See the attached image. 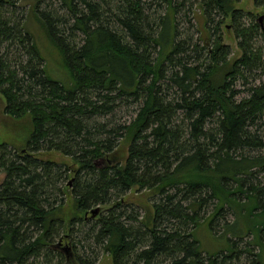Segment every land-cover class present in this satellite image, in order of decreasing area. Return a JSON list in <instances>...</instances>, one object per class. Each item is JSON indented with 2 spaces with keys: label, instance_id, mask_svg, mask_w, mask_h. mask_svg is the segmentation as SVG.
Segmentation results:
<instances>
[{
  "label": "trees",
  "instance_id": "16d2710c",
  "mask_svg": "<svg viewBox=\"0 0 264 264\" xmlns=\"http://www.w3.org/2000/svg\"><path fill=\"white\" fill-rule=\"evenodd\" d=\"M17 1L0 0V48L6 43L0 94L3 111L14 118L29 114L31 129L23 147L0 145V264H88L70 254L71 226L82 224L93 207L115 200L114 208L120 206L133 187L158 196L150 227H135L132 213L109 209L87 230L112 264H264L263 195L242 183L264 171V135L253 131L264 118V84L249 78L262 68L261 53L247 40L258 25L239 24L241 11L232 5L237 0L198 3L205 26L216 16L231 20L242 55L229 66L228 49L216 36L223 21L213 25L208 46L194 44L190 51L191 39L175 40L173 0H160L163 15L149 13L147 0H54L59 5L50 10L37 1L29 12L34 9L60 49L67 86L46 74L23 26L27 14L13 16L5 6ZM253 5L264 14V0ZM14 44L10 60L6 49ZM237 83L249 96L236 100ZM122 99L138 107L128 124L105 130L106 124L93 121L112 115ZM42 150L68 156L72 164L40 159ZM68 178L69 220L57 215L64 203L58 184ZM242 194L244 201L237 198ZM209 208L208 226L215 238L227 240L225 253L204 255L193 237ZM225 208L236 218L219 231ZM247 235L252 241L245 249L235 248L231 238L241 242ZM253 245L259 250L254 254Z\"/></svg>",
  "mask_w": 264,
  "mask_h": 264
},
{
  "label": "rangeland",
  "instance_id": "374dc122",
  "mask_svg": "<svg viewBox=\"0 0 264 264\" xmlns=\"http://www.w3.org/2000/svg\"><path fill=\"white\" fill-rule=\"evenodd\" d=\"M37 1H39L40 3V9L43 10H50L51 8L56 9V6L58 7L59 5L58 2L54 0V2H52V0H18L15 7H10V5L5 6H7L9 9L13 8V16H19L22 12L27 14L24 18L23 26L29 32L30 37L33 39L36 45V49L40 53V57L44 62L46 74L50 79L52 78L62 86H67V84H69L70 82V75L65 69L63 55H61L60 49L55 46L51 37H49L47 32L45 31L44 26H42V24L38 21V18H36L34 9L33 14L29 12L32 8H34ZM200 1L201 0H173L172 2V6L177 8V13L175 14L174 18L176 20L177 29L179 32V35L175 40L186 41V39H191L190 46L192 47L190 48V51H193L194 44H199V46H208V42L210 43V39H213V36H211L213 25L218 23V21H223L220 16H216L214 17V23L207 24V26H205L206 19H204L203 11L198 4ZM253 1L254 0H237L235 2H232V5L234 9L241 11L240 17H242V19L239 20V24L241 23V25H243V28H249L256 24L258 25L256 29L252 28V31L249 33L247 39L252 48L254 47L255 50H258L261 53L262 68L258 69L254 73L255 75L251 74V77H249L250 81H253V77L256 78L255 85H258L259 83L264 84V14L261 13V9H258L253 5ZM147 4L148 9L150 10L149 13L157 10L158 14L163 15L166 11L165 4L161 3L160 0H147ZM179 5H182V7H180ZM56 13H58L59 15L62 14L60 11H56ZM6 14L10 16L8 11ZM260 18L261 20H259ZM218 26L219 32L216 36L221 37L222 44L228 49L229 55L227 57V66H229L242 55L240 49L238 48V39L235 38L233 25L231 24V20L229 17H227V19L223 22L219 23ZM5 44L6 43H4L0 48V52L2 51L1 49L4 50V47H6ZM14 48L18 49V47H16V44L6 49V51L8 50V56L10 60H13L15 58V55L17 54ZM189 56L194 57L195 53L191 52L189 53ZM253 83L254 82H252L251 84ZM240 85V83H237L235 87V89L239 91L236 96V100L249 96L247 90L242 88ZM131 102V99L118 100L114 104L115 109L112 115L98 117L95 118V120L93 119V121H95L97 125H102L103 123L106 124L105 130L114 128L116 126L126 125L132 120L138 108L137 105ZM5 104L6 100L0 94V145L5 144L7 148L15 150L19 147H23L29 139V131L31 129L30 116L29 114H25L20 118H14L3 111ZM263 123L264 118L262 122H260V124H258L257 127L253 129V131L257 132L256 134L259 137L261 135H264ZM120 143L121 142L119 141L118 144L120 148H122V144ZM262 152L264 151H261V153ZM261 153L254 152V154ZM38 157L54 164L56 163L58 166L72 164L70 160L71 158H69L68 156L64 157L55 151L45 152L44 150H42V152L38 153ZM125 158L126 156L123 159ZM74 167L76 168V166ZM61 169L63 170L62 167ZM254 175L255 176L243 177L244 181H242V183L244 185V189H249L248 187L251 186L257 187L263 195L262 199H264V171H255ZM3 178L4 173L0 169V182H2ZM69 181L70 179L68 178L67 180H63L58 184L64 194V203L57 212L58 216H61L63 219L68 220L74 214L73 196L70 193V187H68V189L66 190ZM229 186H231V188L233 187V185ZM157 197L158 196L155 195L153 197L151 191H138L136 190V187H133L123 197V200H120L121 203L122 201H124L122 204H120V206L114 208L116 202L119 201L115 200V204L112 202L109 205L96 206L84 213L83 216L85 217V220H83L82 224H79L78 226L77 224H75V226H71V230L73 232L70 233V239H66L68 240L66 241L67 245H70L71 248L69 249L70 254L73 253L72 258L76 259L77 257H80L82 259H85L88 264H112L111 256L102 250L101 244L98 245L93 243L92 238L94 235H92V233L88 235L87 230L91 227L94 221L98 219L99 216H105L106 212L109 209H111L114 214L119 216L129 215L130 213H132V215L136 217V222H133L131 224L135 227H139L143 225V223H146L147 226L150 227V223L153 218V208L151 203L156 201ZM237 198L238 200L244 201L243 194L237 195ZM261 202L264 209V201ZM92 210H95L93 216H91ZM210 212L211 209L209 208L208 210H205L202 214H200V217L205 218V220H203V222L198 225L193 233V237L198 242L199 248L204 255L225 253V251H228L227 240L223 237L215 238L210 230V227L208 226V221L211 214ZM223 213L225 217L223 219L224 221L220 220V224L219 220L217 221L219 225V231L221 230L220 225L222 226L223 223L228 224V222H233L236 218L235 212H233L232 210H228L225 208ZM240 222H242L241 218L238 219V223ZM261 236L262 241L264 242V230L261 232ZM231 240L236 242L235 248L241 251L245 249L248 242L252 241V236H245L241 240V242L233 238H231ZM54 243H56V239ZM62 248H65L64 244ZM249 249L251 250L252 254L259 251L258 247L255 245L250 246ZM246 260L247 261L242 260L240 264H248V259ZM55 262L56 258L54 257V263ZM231 264H236V262H232Z\"/></svg>",
  "mask_w": 264,
  "mask_h": 264
},
{
  "label": "water",
  "instance_id": "95a60500",
  "mask_svg": "<svg viewBox=\"0 0 264 264\" xmlns=\"http://www.w3.org/2000/svg\"><path fill=\"white\" fill-rule=\"evenodd\" d=\"M259 20H261V18H260ZM94 213H95V210H93V211L91 212V216H93ZM66 249H67V248H66ZM66 253H67V251H66Z\"/></svg>",
  "mask_w": 264,
  "mask_h": 264
}]
</instances>
